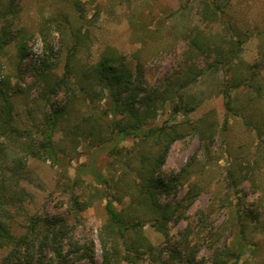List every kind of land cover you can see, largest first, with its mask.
Returning a JSON list of instances; mask_svg holds the SVG:
<instances>
[{"label":"rangeland","instance_id":"374dc122","mask_svg":"<svg viewBox=\"0 0 264 264\" xmlns=\"http://www.w3.org/2000/svg\"><path fill=\"white\" fill-rule=\"evenodd\" d=\"M11 1L17 14L1 23V31L14 39L0 49V80L7 76L4 96L15 106L16 125L32 133L12 144L30 154L29 180L21 183L29 193L26 214L17 218L16 237L28 216H62L70 230L64 250L92 249L93 260L73 264H103L106 252L108 264H264V0H230L208 28L198 16L199 0H0V9ZM197 26L204 37L201 50L189 36ZM73 31L83 37L78 68L97 62L109 47L117 49L131 67H141L151 89L168 95L138 106L148 125L188 126L161 167L165 177L179 180L160 202L178 204L182 212L168 221L166 233L155 226L153 209L137 188L139 160L156 151L153 144L132 136L100 146L73 144L60 128L56 160L43 152L32 155L53 107L40 98L31 68L46 58L61 75ZM238 35L244 42L236 51ZM21 45L28 54L23 62ZM63 100L61 94L52 102ZM175 105L180 112L174 116ZM87 107L77 106L71 116L81 117ZM7 133L0 117L1 141ZM111 198L129 225L125 237L108 227ZM9 251L0 248V264Z\"/></svg>","mask_w":264,"mask_h":264},{"label":"trees","instance_id":"16d2710c","mask_svg":"<svg viewBox=\"0 0 264 264\" xmlns=\"http://www.w3.org/2000/svg\"><path fill=\"white\" fill-rule=\"evenodd\" d=\"M229 1L199 0L201 10L198 11V16L200 15V20L205 22L206 28L220 20L223 7ZM16 14L17 5L14 1H11L4 10L0 9V49L14 39L9 30L1 31V23ZM199 31L201 32V29L197 26L193 34L189 35L193 36L191 44L197 50L203 48L201 40L204 37ZM72 35L75 43L69 49L61 75L56 76L52 72L46 58L31 68L41 85L40 98L53 107L45 114L43 129L40 131L42 139L39 140L32 155L43 152L50 159L56 160L55 136L60 128L62 137L73 144L78 140H86L93 146H100L130 136L140 139L142 144L145 142L153 144L157 147L156 151L148 155L142 153L139 160L141 181L137 188L140 197L153 209L155 226L159 231L166 233L168 221L176 215L177 220L182 212L178 204L163 205L160 202L161 197H169L173 193L179 180L176 177L174 179L165 177L161 167L171 145L184 137L188 126L184 123H164L155 127L148 125L145 114L138 110V106L156 103L168 95L162 96L158 89H151L141 67H131L125 56L113 47L107 48L91 66L78 68L75 63L76 55L83 37L81 31H73ZM238 36V40L233 42L236 51L244 42L241 35ZM218 48L220 55H225L223 49ZM20 49L23 62L28 56L26 46L21 45ZM231 60L230 58L229 61ZM211 66L214 67L215 63ZM18 70L21 77L22 69ZM6 81L7 76L0 80V117L8 126L7 141L0 140V248L9 247L10 251L2 264H73L74 260L86 258L93 260L91 247L86 246L82 252L64 250V241L69 238L70 230L62 216H28L24 233L18 237L14 233L17 218L26 214L24 203L29 193L21 183L23 180H29L27 163L30 154L20 152L12 144L20 142L32 133L29 129H21L16 125L15 106L4 96ZM188 84L189 80L183 78L181 85L186 87ZM170 91L171 89H168L166 93L169 94ZM61 94L64 95L63 102L54 104L52 99ZM83 104L88 105L86 112L81 117L71 116L72 111ZM189 109V105L186 104L185 114ZM173 111L175 116L180 112V107L175 105ZM185 170L183 169L182 173ZM97 177L100 183L106 184L107 181L102 174H98ZM188 198L191 203L193 197ZM74 203L76 206L79 205L78 209L82 208L77 200ZM106 209L109 215V229L125 237L129 225L126 224L123 213L116 209L112 198L108 200ZM71 253L75 255H70ZM108 254L106 252L103 264H108L110 260ZM176 254H173V257L177 256Z\"/></svg>","mask_w":264,"mask_h":264}]
</instances>
